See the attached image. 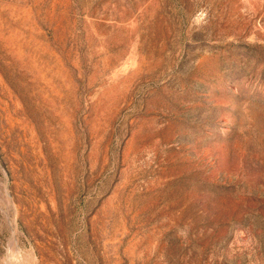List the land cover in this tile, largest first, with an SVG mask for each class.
I'll return each mask as SVG.
<instances>
[{
  "label": "rangeland",
  "instance_id": "rangeland-1",
  "mask_svg": "<svg viewBox=\"0 0 264 264\" xmlns=\"http://www.w3.org/2000/svg\"><path fill=\"white\" fill-rule=\"evenodd\" d=\"M0 264H264V0H0Z\"/></svg>",
  "mask_w": 264,
  "mask_h": 264
}]
</instances>
